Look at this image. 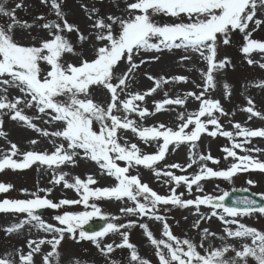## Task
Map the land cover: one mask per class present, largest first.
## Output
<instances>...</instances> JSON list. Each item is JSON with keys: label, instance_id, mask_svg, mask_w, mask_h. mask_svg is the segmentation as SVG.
<instances>
[{"label": "snow or ice", "instance_id": "obj_1", "mask_svg": "<svg viewBox=\"0 0 264 264\" xmlns=\"http://www.w3.org/2000/svg\"><path fill=\"white\" fill-rule=\"evenodd\" d=\"M41 3L49 6L50 11L55 13L60 22L52 21L42 25L43 28L49 30L51 38L42 40L39 46L26 45L15 38L17 27H32L27 23H21L16 17L15 10L22 8L23 4L16 3L14 8H8L5 3H0V15L7 17L10 21L0 25V92L4 93L0 95V110H7L12 120L41 131L42 135L62 137L66 146L65 143H60L51 153L27 151L22 154L23 159L18 161L12 158L17 154L16 145L13 144L11 155H4L0 158V171L6 168L27 169L36 162L53 168L55 171L60 165L76 164L75 158L82 151L84 158L96 162L102 171L114 177L116 184L111 187H92L96 184V180L91 175H88L86 180L77 176L73 178L74 182H69L65 178L68 173H58L53 176V182L55 184L63 182L65 188L75 189L79 199H63L59 203H54L46 197L33 193L34 198L31 199L0 201V211L27 214L26 220L7 227V232L18 231L25 223L36 221L45 232L53 233L51 239H41L38 242L28 241L31 251L27 255L20 254V264H32L33 253L39 252L42 244L51 245V251L43 258L44 264H58V247L62 240L66 236L77 239V232L80 240L91 241L101 250L102 254L107 255L113 252L114 248L111 244L101 247V238L110 232H118L122 228L130 227L134 222H129L127 225L110 222L100 231L92 232L85 231L83 226L94 217L106 218L94 201L121 200L125 197L135 202V206L121 208V212L147 216L149 219L163 223L162 235L168 238L167 241L156 240L148 230L147 224H139L149 241L156 246L155 254L159 258V264H248L249 258H252L256 264H264V233L254 228L239 224V227L233 231L225 227L224 231L228 237H250L252 243H244L240 249L225 244L220 248L209 250L204 248V241L209 236L215 237V233L203 229L201 243L197 246L190 239L181 240L175 237L166 218L159 214L161 206L172 205L182 208L195 206L198 213L199 207L205 205L211 208L208 218L217 216L225 225L238 224V220L226 219V216L235 218L257 212L264 215V206L258 205L256 200L248 197L236 198L235 202L244 205L243 207L226 206L224 200L229 195L226 191L220 196L196 195L195 199H184L182 198L183 193L177 194V186L185 187L191 195L193 186H195V192H202L200 182L205 179L222 178L230 181L240 172L250 170L264 172V161L247 154L250 151L261 152V150L245 148L249 138L264 137V129L242 128L239 123H236L234 125L237 130L236 135L244 137L243 141L236 142L232 132L220 128L218 118L214 115V111L226 115L220 102L206 98L208 90L215 87L214 72L230 64L227 57L223 60L217 59L220 38L224 45H229L233 32L239 30L243 34L244 44L241 49L243 53L248 54L253 50L264 53V42L251 38L252 31L264 24V19L257 18L258 10L264 9V0H132V2L125 0L124 14L120 16L109 14L106 17L101 16L98 9L94 7L89 9L82 4L81 7L88 14L89 20L93 21L90 25L91 31L87 36L78 26L70 24L65 19L62 11L63 0H41ZM157 17H168L170 22H158ZM171 18H176V20H171ZM37 19L42 20L44 17H37ZM252 24L255 28L247 31ZM65 30L68 33L76 32L82 44L87 42L91 45L93 53L91 58H85L83 52H75L74 45L63 35ZM173 49L198 53L199 58L206 62V71L202 72L203 90L199 94L189 92L185 97V99L191 97L199 101V110L189 114L187 118L184 114H180L178 117L180 124L177 130L165 128L162 124L159 127L138 129L127 116L122 120L115 115L114 110L118 111L121 106L124 112H138L141 118L149 114L147 109H139L134 102L144 100L145 95L154 92L155 88L144 94H130L124 100L120 99V94L128 88L140 64L145 63L141 60L140 64H137L136 56L142 51L162 52ZM65 53L77 56L79 63H62L61 58ZM152 59H159V57L154 56ZM189 59L191 57L187 55L181 57L182 61ZM41 62L50 66L46 74L41 68ZM125 62L127 71L117 75L119 65ZM248 62L254 63L251 59ZM260 67L264 68V64H260ZM149 79L153 77L149 76ZM172 79L187 80L183 76ZM159 83L157 81L158 85ZM92 86L103 88L111 94L110 102L106 106L93 101L90 96ZM197 87L201 86L197 85ZM10 88L19 89L24 94V98L15 97L9 100L7 93ZM225 88L227 89V85ZM81 95L84 98H80ZM60 96H67L68 102L58 101L57 97ZM185 99L178 97L157 102L156 110H161L164 105H183ZM248 103L250 106L245 109L247 112L252 116L264 118L261 113L254 111L251 100ZM22 104L51 116L52 121L63 122L62 130L49 134L37 128L32 119L24 114L23 108L20 107ZM201 117L206 119L202 120ZM96 124L99 125V130L95 129ZM208 125L215 128L209 132V135L216 136L219 131L220 135L232 141L231 148L225 147L222 151L226 153L225 159L233 157L236 162L222 170H213L206 164H200L201 171L194 175L174 174L171 169H180L183 172L199 161L212 160L213 163H219L211 155H196L191 151L196 148L195 141L199 139L201 133L207 131ZM190 126L193 127L185 131ZM127 129L137 133L146 143L157 142L158 150L153 154H142L135 144L122 145L119 142V131ZM0 135L3 133L0 132ZM161 139L162 143H160ZM31 143L35 144L36 141H31ZM181 143H190L191 163L184 167L179 164L166 165L168 170H157L156 164L164 159L169 145ZM234 149H241L246 154L238 155ZM118 161L125 162V166H120ZM141 165L153 169L158 177L161 175L166 177L165 183L175 185L170 187V194H158L148 184L143 183L138 175L130 173L131 168ZM247 183L253 184L254 182L249 180ZM11 187V185L0 183V193L8 192ZM39 191L50 192L51 189H40ZM64 205H83L85 210L64 211L55 216L54 219L63 227L45 224L36 214L37 209H59ZM218 209L222 211L217 212ZM165 210H167L166 207ZM112 219L118 218L112 217ZM200 219L204 217L201 216ZM200 219L193 227H199ZM121 236L122 243L115 247H127L131 250L129 264H150L148 260L140 257L135 246L129 243L127 232H122ZM169 241H174V244ZM161 245L166 252L161 249ZM198 248L203 249L204 253L201 254ZM229 251L235 252V256L226 259ZM0 264H14V261L0 258ZM76 264H80V261H76ZM111 264H117V262L111 261Z\"/></svg>", "mask_w": 264, "mask_h": 264}, {"label": "rangeland", "instance_id": "obj_2", "mask_svg": "<svg viewBox=\"0 0 264 264\" xmlns=\"http://www.w3.org/2000/svg\"><path fill=\"white\" fill-rule=\"evenodd\" d=\"M128 2H132V0H128ZM0 3H5L8 8H14L16 3L23 4L22 8L15 10L16 17L21 23H27L28 25H32V27H17L15 38L26 45L39 46L42 40L49 39V30L43 28L42 25L52 21L60 22L55 13L50 11L49 6L41 3V0H0ZM82 4L86 5L89 9L93 7L98 9L99 14L105 17L109 14L120 16L124 14L125 9V0H63L62 11L65 19L70 24L78 26L84 35V28L81 27L84 23H80L82 18L79 16ZM41 16L44 19H37V17ZM257 18L264 19V11L258 10ZM156 19L158 22H170L168 17H157ZM171 20H176V18H171ZM9 22L7 17L0 15V25ZM252 28H255L254 24L247 31H251ZM63 35L74 45L75 52H83L85 58L92 57V47L87 42L82 44L76 32L68 33L65 30ZM251 38L259 42H264V24L255 28V31H252ZM243 44V34L239 30L233 32L229 45H224L222 38L219 39L217 59L223 60L227 57L230 60V64L224 69L214 72L215 87L210 88L206 94V98L220 102L226 115H221V113L215 111L214 115L218 118L220 128L224 131L232 132L236 142L244 140V137L236 135L237 130L234 128L236 123H239L242 128L264 129V118L252 116L251 113L245 110L250 106L248 101L251 100V106L254 108V111L264 116V85H262V82H264V68L260 67V64H264V53L259 50H253L251 53L245 54L241 50ZM143 53L147 52L142 51L140 55L135 57V62L140 64V61L144 60L145 63L140 64L139 68L136 69L134 79L129 82L125 92L120 94V99H127L130 94L134 93H148L150 89L155 88L156 90L154 92L145 95L144 100L134 102L139 109H147L149 114L141 118L138 112L126 113L123 108H121V113L118 114V112L114 111V114H118L117 116L122 120L127 116L128 119L134 122L138 129L159 127L162 124L165 128L177 130L180 124V120L178 119L180 114H184L185 118H187L189 114H193L199 110V101L191 97L185 99V97L189 92L199 94L203 90L204 80L202 72L206 71V62L199 58L198 53H192L191 51L185 52L183 49L150 52L151 56L149 57ZM184 55L190 56L191 59L182 61L181 57ZM154 56H158L159 59H152ZM249 59L253 60L254 63L250 64L248 62ZM169 61L175 63L174 70L170 66ZM61 62L78 64L79 60L77 56L71 53H65L61 58ZM41 68L45 74L47 70H50V66L43 62H41ZM125 71H127L126 62L119 65L117 75ZM149 76L153 77V79H149ZM178 76L186 77L187 80L176 81L172 79ZM157 81L160 82L159 85ZM197 85L201 87L198 88ZM225 85H227V89ZM0 95H4V93L0 92ZM110 95L103 88L96 86L90 88L91 98L101 106H106L110 102ZM7 96L9 100L15 97L24 98V94L15 88H10ZM178 97L185 99L183 105H164L161 110H156L157 102L165 99H176ZM80 98H84L83 95ZM57 100L64 103L68 102L69 98L67 96H60L57 97ZM20 107L23 108L24 114L29 116L36 127L42 131H47L51 134L52 132L62 130L63 122L52 121L51 116L40 113L36 108H28L23 104ZM201 119L205 120L206 118L201 117ZM0 121H2V124H0V132L3 133V135H0V158L4 155H11L13 144L16 145L17 154L13 155L12 158L18 161L23 159L22 154L27 151H47L51 153L60 143H65L66 146V142L63 141L62 137L42 135L41 131H36L35 129L27 127L22 122L12 120L7 114V110H0ZM191 127L193 126L185 129V131H189ZM95 129L99 130L98 124L95 125ZM213 130H215L214 126L208 125L207 131L201 133L199 139L195 141L196 148L191 149V151L196 155H211L219 163H213L212 160L199 161L196 164H192L190 168H186L183 172L180 169H171L174 174L194 175L201 171L200 164H206L207 167L213 168V170H222L227 169L232 163L236 162L233 157H227L225 159L226 153L222 151L225 147L231 148L232 141L228 137L220 135L219 131H217L216 136L209 135V132ZM119 135V142L122 145L135 144L142 154H153L158 150L157 142L149 141L146 143L137 133H133L131 129L120 130ZM31 141H36V143L33 144ZM253 142L263 143L254 146ZM160 143H162V139ZM246 144L245 148L247 149L261 150V152L250 151L247 154L264 161V137H251ZM234 151L238 155L246 154L241 149H234ZM189 153L190 143H181L179 145L170 144L164 159L157 162L156 169L161 171L168 170L165 166L171 164H179L184 167L191 163ZM75 159L77 161L76 164L60 165L55 171L53 168L40 165L39 162L32 164L27 169L6 168L0 171V183L12 186L8 192L0 193V201L5 199H31L34 198L33 193L40 197H46L54 203H59L63 199H79V195L75 189L65 188L63 182L59 184L53 182V176L58 173H68V176L65 178L69 182H74L73 178L77 176L82 180H86L87 176L91 175L96 180V184L92 185V187H111L116 184L115 178L108 176L106 172L102 171L96 162L84 158L82 151ZM118 164L125 166V162L122 161H118ZM130 173L138 175L143 183L148 184L152 190L161 195L170 194V187L175 186L165 183L166 177L162 175L158 177L153 169L146 168L142 165L131 168ZM249 180L254 183H247ZM200 184L202 192H195V186H193V193L190 195L185 187L177 186V194L183 193L182 198L184 199H195L196 195L210 194L220 196L231 188H242L264 197V172L259 170L237 173L230 181L222 178H210L202 180ZM40 189H51V191H39ZM94 202L106 218L94 217L92 220L102 219L107 223L111 222L117 225H127L129 222L134 223L130 227L122 228L118 232H110L101 238V247L108 244L113 245V252L107 255L102 254L101 250L91 241L80 240L78 232L77 239L75 240L66 236L58 247V264H76V261H80V264H111V261H116L117 264H129L131 250L127 247H115V245L122 243V232H127L129 243L135 246L140 257L148 260L150 264H159V258L155 254L156 247L151 250L143 245L144 239L141 236L142 228L139 227V224H156L155 232L151 231L152 228H148V230L155 234L156 240L164 239L167 241L168 238L162 235L163 223L161 221L149 219L147 216L121 212V208L135 206V202L129 201L126 197L121 200L102 199ZM165 207L167 210H165ZM43 209L46 211V214L43 216L38 215L40 220L45 224L55 225L57 227L63 226L59 225L58 221L54 219L55 216L62 214L64 211L78 212L85 210L83 205H64L59 209ZM220 211L222 210H217V212ZM210 212V206L205 205L199 207L198 213L195 206L182 208L168 205L161 206L159 209V214L166 218L172 234L178 239H190L198 246L202 240L203 229H208L210 233H215V237L209 236L204 241V248L209 250L212 248H220L225 244L240 249L244 243H252L250 237H228L224 231L225 227L234 231L239 227V224H243L264 233V215L258 212L235 218L226 216V219L238 220V224L230 225H225L217 216H212L209 219ZM201 216L204 219H200ZM112 217L118 219L113 220ZM26 219V213L0 211V258H7L14 261V264H20V254L27 255L31 251L28 247V241L38 242L41 239L47 240L52 238L53 233L45 232L38 226L36 221L25 223L18 231L11 233L6 231L7 227L19 224L22 220ZM198 219H200L199 227H193ZM169 242L174 244V241ZM33 247H35V244H33ZM160 247L163 249V245ZM163 250L166 252V249ZM198 250L201 251V254L204 253L203 249L198 248ZM50 251L51 245H40V251L33 253L32 264H44L43 258ZM233 256H235V252L229 251L225 258L227 259ZM248 264H256V262L252 258H249Z\"/></svg>", "mask_w": 264, "mask_h": 264}, {"label": "water", "instance_id": "obj_3", "mask_svg": "<svg viewBox=\"0 0 264 264\" xmlns=\"http://www.w3.org/2000/svg\"><path fill=\"white\" fill-rule=\"evenodd\" d=\"M228 196L225 198L224 203L226 206H232V207H243L244 205L237 204L236 198H244L248 197L251 199H254L258 202V205L264 206V197H261L253 192H250L248 190L244 191L243 189H231L228 192ZM37 214H45L43 210L37 209ZM106 225L105 221H93L91 223H88L84 226V230L88 232L92 231H100L104 226Z\"/></svg>", "mask_w": 264, "mask_h": 264}, {"label": "bare ground", "instance_id": "obj_4", "mask_svg": "<svg viewBox=\"0 0 264 264\" xmlns=\"http://www.w3.org/2000/svg\"><path fill=\"white\" fill-rule=\"evenodd\" d=\"M84 5V4H83ZM262 11H264V9H261ZM79 16L82 18V21H80V23L81 22H83L84 24H82L81 25V27H83L84 28V33H85V35H88L89 34V32L91 31V28H90V25L92 24V22L93 21H91V20H89V18H88V14L85 12V10L82 8V7H80V13H79ZM49 38H51L50 37V35H49ZM90 45V44H89ZM91 46V45H90ZM144 55H146V56H151V53L150 52H147V53H143ZM169 64H170V66L173 68V70H174V67H175V63L174 62H172V61H169ZM166 71V70H165ZM122 108V107H121ZM121 108L117 111V110H114V111H116V112H118V114L119 113H121ZM117 114V115H118ZM54 142V141H53ZM263 142H253V145L254 146H258V145H261ZM247 145V144H246ZM147 224V226H148V228H155L156 227V224H149V223H146ZM141 236L143 237V239H144V242H143V245L146 247V248H148V249H155V245H153L150 241H149V239L147 238V236L145 235V232H144V229H142L141 230ZM155 238V237H154ZM16 251V250H15Z\"/></svg>", "mask_w": 264, "mask_h": 264}]
</instances>
